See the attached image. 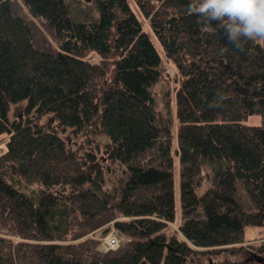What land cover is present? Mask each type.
I'll list each match as a JSON object with an SVG mask.
<instances>
[{"label": "trees", "instance_id": "16d2710c", "mask_svg": "<svg viewBox=\"0 0 264 264\" xmlns=\"http://www.w3.org/2000/svg\"><path fill=\"white\" fill-rule=\"evenodd\" d=\"M191 2L0 0V264H260L264 42Z\"/></svg>", "mask_w": 264, "mask_h": 264}, {"label": "clouds", "instance_id": "9594fccd", "mask_svg": "<svg viewBox=\"0 0 264 264\" xmlns=\"http://www.w3.org/2000/svg\"><path fill=\"white\" fill-rule=\"evenodd\" d=\"M185 11L199 17L203 32L222 31L226 43L240 51L244 43L264 42V0H192ZM227 51V47L221 49ZM218 95L221 100L227 98Z\"/></svg>", "mask_w": 264, "mask_h": 264}, {"label": "rangeland", "instance_id": "374dc122", "mask_svg": "<svg viewBox=\"0 0 264 264\" xmlns=\"http://www.w3.org/2000/svg\"><path fill=\"white\" fill-rule=\"evenodd\" d=\"M95 57H93L94 59ZM167 78L169 77L171 79V81L173 82V79L175 77V70L173 68L172 65H170L169 63H167ZM171 82V83H172ZM168 83L166 81H162L161 83H159L156 87H155V92L157 93V96H158V109L162 112V114L160 115V123L162 125L165 124V121L167 122V118H168V111L166 110V107H165V102H164V99H163V95L165 93V91H167V88H168ZM175 86V83L173 82L172 83V87ZM173 94V93H172ZM21 110H18V108H13L12 111L10 112L11 114V118H15L18 114L21 115ZM172 119H173V128H176V125L178 124V120L176 118V113H175V109L172 110V113H171V116H170ZM245 124L247 125H253V126H260L262 123H263V117L262 115H254V116H251L249 117L247 120L244 121ZM69 136V144L70 145H74V140L72 138H70V135ZM7 137V136H6ZM6 137H4L6 139ZM5 139H3L1 142H0V145H3L4 142H5ZM177 224H172V227L173 228H176ZM114 231V230H113ZM113 231H111L110 233H112ZM110 233L105 237L103 238L102 240V243L101 245L99 246V250L102 251V252H105L104 251V241L105 239L110 235ZM264 236V231L261 230L260 228H254V227H248L246 228V239H245V242L243 243V245L245 246H248V245H256L258 243H260L262 241V237ZM121 238H126L124 236H121ZM129 240L126 239V242H128ZM125 244V243H124ZM123 244V245H124ZM252 250V254H254L252 257H254L253 259H256L255 256H260L262 258H264L261 254H259L257 251ZM250 253V254H251ZM243 257V256H242ZM244 259V258H243Z\"/></svg>", "mask_w": 264, "mask_h": 264}, {"label": "built area", "instance_id": "2783aa9c", "mask_svg": "<svg viewBox=\"0 0 264 264\" xmlns=\"http://www.w3.org/2000/svg\"><path fill=\"white\" fill-rule=\"evenodd\" d=\"M109 250L110 249H115L119 246V244L121 243V239H120V234L117 231H113L112 233H110V235L105 239Z\"/></svg>", "mask_w": 264, "mask_h": 264}, {"label": "bare ground", "instance_id": "6f19581e", "mask_svg": "<svg viewBox=\"0 0 264 264\" xmlns=\"http://www.w3.org/2000/svg\"><path fill=\"white\" fill-rule=\"evenodd\" d=\"M120 239H121V243L119 244V246L117 247V248H115V249H110V250H116V249H118L119 247H121L124 243H126V239L127 240H129L128 238H121L120 237ZM104 251L105 252H108V251H110L109 250V247H108V245H107V243H106V241H104ZM264 259V258H263ZM261 264V263H260Z\"/></svg>", "mask_w": 264, "mask_h": 264}, {"label": "water", "instance_id": "95a60500", "mask_svg": "<svg viewBox=\"0 0 264 264\" xmlns=\"http://www.w3.org/2000/svg\"><path fill=\"white\" fill-rule=\"evenodd\" d=\"M258 263L264 264V259L260 256H255Z\"/></svg>", "mask_w": 264, "mask_h": 264}]
</instances>
